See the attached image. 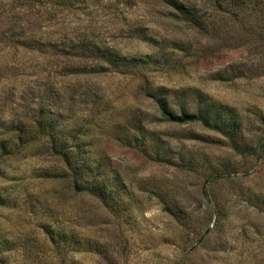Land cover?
<instances>
[{"label":"rangeland","instance_id":"374dc122","mask_svg":"<svg viewBox=\"0 0 264 264\" xmlns=\"http://www.w3.org/2000/svg\"><path fill=\"white\" fill-rule=\"evenodd\" d=\"M0 264H264V0H0Z\"/></svg>","mask_w":264,"mask_h":264},{"label":"trees","instance_id":"16d2710c","mask_svg":"<svg viewBox=\"0 0 264 264\" xmlns=\"http://www.w3.org/2000/svg\"><path fill=\"white\" fill-rule=\"evenodd\" d=\"M64 1H66V4H73V3H76L77 0H63V2ZM164 111H165L168 119L171 120V121H175V122H183L189 116H190V118H193L194 117L193 115H189L188 116L187 114H184L182 116L175 115V114H172L171 112H169V111H167L165 109H164Z\"/></svg>","mask_w":264,"mask_h":264}]
</instances>
